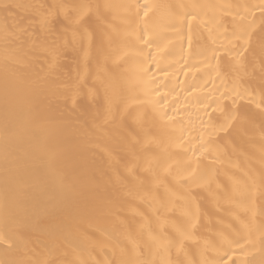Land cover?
Wrapping results in <instances>:
<instances>
[{
  "label": "bare ground",
  "instance_id": "bare-ground-1",
  "mask_svg": "<svg viewBox=\"0 0 264 264\" xmlns=\"http://www.w3.org/2000/svg\"><path fill=\"white\" fill-rule=\"evenodd\" d=\"M0 264H264V0H0Z\"/></svg>",
  "mask_w": 264,
  "mask_h": 264
}]
</instances>
